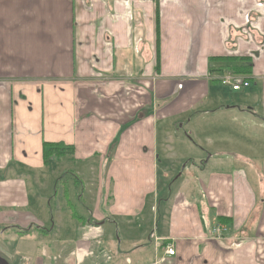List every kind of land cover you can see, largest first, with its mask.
Masks as SVG:
<instances>
[{
  "label": "crops",
  "instance_id": "obj_1",
  "mask_svg": "<svg viewBox=\"0 0 264 264\" xmlns=\"http://www.w3.org/2000/svg\"><path fill=\"white\" fill-rule=\"evenodd\" d=\"M158 7L156 71L153 0H0V228L44 231L31 261L0 248L11 264H264V0ZM229 57L251 60L248 86L238 90H248V106H228L215 85L226 71H208L209 58ZM231 109L257 132L248 153L230 149V135H202L201 147L185 137L203 153L184 162L197 182L169 185L189 156L176 164L171 145L185 139L166 133L182 121L193 136L206 124L199 116ZM44 144L73 150L45 163ZM67 168L87 191L77 196L89 198L86 218L68 193L48 215ZM63 220L69 240L54 233ZM8 235L25 242L34 233ZM107 255L110 263L99 259Z\"/></svg>",
  "mask_w": 264,
  "mask_h": 264
},
{
  "label": "rangeland",
  "instance_id": "obj_2",
  "mask_svg": "<svg viewBox=\"0 0 264 264\" xmlns=\"http://www.w3.org/2000/svg\"><path fill=\"white\" fill-rule=\"evenodd\" d=\"M219 75V74H217ZM251 82V89H254V82ZM217 85L218 92H221V95L223 97H225V102H228V106H248V102H250L249 99H247L248 97V90L242 89L241 91L238 92H232L233 90L231 89V87H226V86H221L220 84H215ZM248 100V101H247ZM210 113V112H209ZM209 113H205V115L199 116L197 119V123L199 122L200 119L205 118L206 117V124L203 126V128H195L194 134L193 136H191V134L186 133L185 129L181 128V126H183V122L180 121L178 123L177 126H173L172 131L166 134L172 135V137H174L175 139H185L188 137H192V139L195 137L199 138L197 144L198 146L201 147L200 142H202V135L205 136H210L211 139L213 140L215 137V132L218 133V138L219 139H223L221 137L230 135V140L232 141L231 144V148L234 151H240V152H244V153H248L249 150V142H252L251 139L254 140V136L257 135L256 130H254V128H252L249 125L248 120H246V115L241 116L240 114H237L236 110H229L228 113L221 111L220 113H218L217 115L215 114L214 116H210ZM158 133L161 137L163 131L161 128V125L158 126ZM206 127H208V129H206ZM188 134V135H187ZM197 134H200V136H198ZM161 139V138H160ZM195 140V139H194ZM185 143V144H184ZM188 142L185 140H183V143H177V144H172L171 145V152L175 157L174 161L176 164H179L177 162H181L179 155L180 154H185L189 157H187L185 160H183V163L181 164V166L179 168H175L176 172H172L171 173V177L170 180L168 182L169 185H175V187H177V185L179 183H183L188 179L193 180L194 182H197V179H194V171L193 168L191 169V166L189 165V163L191 161H194L197 163V161L199 160V156H203V153H200L199 150H196V148H194L193 146H190V149L188 148ZM225 144V142H223ZM229 145V142H226V146ZM209 150L208 152H211L212 150V146L209 145ZM255 151L259 152V149H256ZM262 153V152H261ZM193 158H190V157ZM190 158V159H189ZM202 158H205L202 157ZM207 158V157H206ZM190 160V162L184 163L186 162V160ZM221 159H224V157H222ZM67 160V159H65ZM196 160V161H195ZM176 166V165H175ZM178 166V165H177ZM70 168V167H69ZM67 168L63 174L61 175V178L59 179V183L56 186V189H53L51 192V202L49 204V206L47 207V212L49 216L54 217V215L56 214V211L58 210V204L60 202H63L65 204V202L62 200V196L64 197V193H68V198L71 199L73 202V209H74V213L76 216H85L84 218H86L87 214H90L91 212V203L89 202V198L87 196V194H85L84 199L80 200L78 199V195H82L83 192H87L86 190H83V187L80 185V181L77 182L76 186H75V180H74V176L75 175H71V172L73 173L74 171H69ZM92 181H94V179H91ZM82 183H85V179H82ZM90 185V184H88ZM92 186L96 187V183L91 184ZM67 191H66V190ZM92 189H94V187H92ZM55 190V193H54ZM95 190V189H94ZM33 195L31 198V205L29 207V212H31L32 214H34L35 216H37V212H36V203H35V199L34 196L36 194H39L38 191H33ZM161 197V196H160ZM65 198V197H64ZM63 210L65 211V213L67 212L65 206L62 205ZM104 210L106 211V207H104ZM91 219V217H89ZM86 221V220H85ZM92 222H96L93 221ZM55 228H54V233L57 234L58 238L62 239V240H69V237L73 236V231H72V225L68 222V221H62L61 224H57L55 221ZM106 231L111 232L112 234H114L112 232V228L109 224H106ZM4 230V231H3ZM120 230V229H119ZM124 231V230H122ZM0 248H6L9 250H12L13 248H15V251H12L13 253L15 252L16 254V261L19 263H25L27 261H31L33 260V258L38 254V245L39 243L43 244V241H41L40 239L44 237V234H42L44 231H33L31 229H29V233L33 232V238L26 240L25 242L23 241H19V242H15L12 240V238L8 237V233L11 234L13 233L14 235H19L17 233V231L14 229H5V228H0ZM110 234L109 237L106 235V240H107V244L108 247H110V244L112 245V247L114 249L117 248V243L115 242V238H113V235ZM8 242V245L7 244ZM127 249V250H126ZM129 248H121V250L126 251L125 253L128 255H132L134 252L133 250H136V248H132L131 250H128ZM23 251L25 252L23 254ZM123 254V256L121 255ZM119 255V258L124 257V253H121ZM0 257L3 258L6 262H8L9 264H11V259L10 257L5 254L4 251H0ZM115 258H118L117 255H114ZM110 258V259H109ZM102 259L104 261H108L109 263L111 262V257L110 255H107V257L103 258H99ZM49 261V260H46ZM53 261L52 258L50 259V262ZM49 264V262L47 263Z\"/></svg>",
  "mask_w": 264,
  "mask_h": 264
},
{
  "label": "trees",
  "instance_id": "obj_3",
  "mask_svg": "<svg viewBox=\"0 0 264 264\" xmlns=\"http://www.w3.org/2000/svg\"><path fill=\"white\" fill-rule=\"evenodd\" d=\"M155 5V28H156V66L155 70L158 71L159 67V53H158V43H159V37H158V25H159V7H158V0H153ZM221 63V65L213 67L211 63ZM209 72H230L232 74L243 76L245 79H247L251 75V60L248 58H209ZM71 146H63L58 144H44L43 145V160L46 163V161L50 158H61L67 154H70L72 152ZM17 233L21 236H25L29 234V229H18L16 230Z\"/></svg>",
  "mask_w": 264,
  "mask_h": 264
},
{
  "label": "built area",
  "instance_id": "obj_4",
  "mask_svg": "<svg viewBox=\"0 0 264 264\" xmlns=\"http://www.w3.org/2000/svg\"><path fill=\"white\" fill-rule=\"evenodd\" d=\"M218 81L222 86L231 87L233 91H238L241 88L248 86V82L244 77L232 74L230 72L224 73V75L219 78ZM216 229L220 230L219 228ZM164 252L168 256H173L175 254L174 248L171 245H166Z\"/></svg>",
  "mask_w": 264,
  "mask_h": 264
},
{
  "label": "water",
  "instance_id": "obj_5",
  "mask_svg": "<svg viewBox=\"0 0 264 264\" xmlns=\"http://www.w3.org/2000/svg\"><path fill=\"white\" fill-rule=\"evenodd\" d=\"M0 264H8L3 258L0 257Z\"/></svg>",
  "mask_w": 264,
  "mask_h": 264
}]
</instances>
